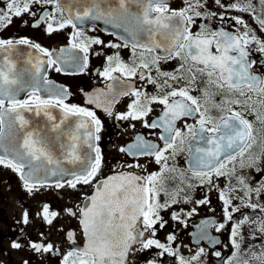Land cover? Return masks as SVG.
<instances>
[{"label":"flooded vegetation","instance_id":"af4514ba","mask_svg":"<svg viewBox=\"0 0 264 264\" xmlns=\"http://www.w3.org/2000/svg\"><path fill=\"white\" fill-rule=\"evenodd\" d=\"M134 2L0 0V48L42 75L0 116L33 107L17 147L53 174L30 181L0 152V264H99L100 231L129 236L118 264H264V0ZM145 6L174 15L164 52L112 29ZM70 115L94 122L87 170Z\"/></svg>","mask_w":264,"mask_h":264},{"label":"water","instance_id":"95a60500","mask_svg":"<svg viewBox=\"0 0 264 264\" xmlns=\"http://www.w3.org/2000/svg\"><path fill=\"white\" fill-rule=\"evenodd\" d=\"M103 2V1H102ZM139 0H135V4ZM76 9H68L67 11L71 14V18L76 21L78 18L76 16ZM133 22L130 26L123 24L113 25L112 29L115 33H118L122 36L123 39L129 40L133 39L135 36L138 38L136 42L139 45L160 50L161 52L166 51L163 49L162 45L167 44L160 39V35L163 33L160 31L163 27L167 25L169 19H173L174 15L169 14H155L151 6H145V9L133 10ZM95 19L102 21L106 19V12L102 11L99 15L94 17ZM177 18V16H176ZM182 24V28H183ZM111 24H104L102 26L105 29H109ZM176 25L170 24L167 26L169 28L175 29ZM170 33V32H169ZM180 35V34H179ZM23 46L11 45L5 48H0V61L4 60V69L2 70V65L0 63V99H8V96L14 94H20L25 92H34L37 89V82L39 78L42 77L40 73L36 71L34 65L32 66L33 70H29L28 64L29 60L24 57V54L29 53ZM35 54V53H34ZM35 65L39 60L43 59L41 56L35 55ZM30 65V64H29ZM220 72V75L224 79H229L234 77L233 72H224L221 67L216 66ZM247 73L249 72L248 66L246 67ZM246 73V74H247ZM239 77V75H236ZM240 78H243V75L240 74ZM32 106H25L22 110L19 111L17 108H3L1 111V132H0V152L7 157L9 160L13 161L17 165H21L24 168V175L27 176L30 181H42L45 179V174L49 173L53 175L51 170L47 172L44 169L34 168L31 169L30 165L33 163V159L30 158V148L28 150L19 149L17 147V135L18 129L17 126L21 123L26 125V123L31 120ZM26 111V113L24 112ZM69 122L72 125H75L79 122L80 136L81 140H84V150L82 152V166L81 170H87L89 166L92 165L94 159L95 151V129L94 122L92 123L88 117L83 118L75 117L70 115ZM72 131V130H71ZM23 135L27 132L25 129H22ZM248 137V131H247ZM246 137V140L248 139ZM49 155V154H48ZM42 162V161H39ZM47 163H51L52 160L45 159ZM79 168H75L77 171ZM70 169L69 171H71ZM68 171H61L60 173L64 174ZM38 173V175H37ZM110 183V182H109ZM103 197L101 191L95 193L90 201V205L95 210L98 211V206L108 199ZM93 212H89L93 214ZM92 250L91 252L95 255L99 264H118L123 262L128 254V248L131 246L132 242L129 240V236L121 233H116L115 231H100L92 235ZM124 241V243H122ZM123 247L121 248V245Z\"/></svg>","mask_w":264,"mask_h":264},{"label":"rangeland","instance_id":"374dc122","mask_svg":"<svg viewBox=\"0 0 264 264\" xmlns=\"http://www.w3.org/2000/svg\"><path fill=\"white\" fill-rule=\"evenodd\" d=\"M262 11H263L262 17L264 18V3L262 5Z\"/></svg>","mask_w":264,"mask_h":264}]
</instances>
